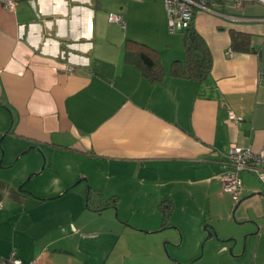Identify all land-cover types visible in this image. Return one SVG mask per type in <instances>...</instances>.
Returning <instances> with one entry per match:
<instances>
[{
    "label": "crops",
    "instance_id": "1",
    "mask_svg": "<svg viewBox=\"0 0 264 264\" xmlns=\"http://www.w3.org/2000/svg\"><path fill=\"white\" fill-rule=\"evenodd\" d=\"M246 2L195 11L193 26L212 55L201 82L170 74L184 59L183 31L169 32L162 0L0 4V260L164 261L162 241L177 242L175 231L152 234L177 226L178 209L198 242L205 223L226 238L258 227L261 240L264 187L241 173L243 202L233 206L218 180L230 143L264 151V10L255 9L264 5L248 10ZM111 13L125 24L109 22ZM231 29L251 35L250 51L229 54ZM128 40L157 51L161 80L126 60ZM231 218L251 225L220 234L218 223L234 227ZM251 246L242 253L229 242L221 256L264 264V245Z\"/></svg>",
    "mask_w": 264,
    "mask_h": 264
},
{
    "label": "built area",
    "instance_id": "2",
    "mask_svg": "<svg viewBox=\"0 0 264 264\" xmlns=\"http://www.w3.org/2000/svg\"><path fill=\"white\" fill-rule=\"evenodd\" d=\"M17 0H0V4L12 9ZM167 13V26L171 32L183 31L193 21L195 11L204 9L214 12L210 7L217 0H162ZM255 3L264 5V0H250ZM217 12V11H216ZM109 22L124 25V18L119 14H109ZM229 54L232 51L228 50ZM72 71V68H68ZM259 78H264V72L259 73ZM229 117L233 121L239 120V117L230 111ZM221 160V172L218 175V180L221 184V190L228 194L234 205L241 199L242 182L240 175L243 172L252 173L257 180L264 185V151L255 152L251 147H243L237 143H230L227 151L223 153ZM30 262L29 264H33ZM0 264H23L22 261L11 255L0 260Z\"/></svg>",
    "mask_w": 264,
    "mask_h": 264
},
{
    "label": "trees",
    "instance_id": "3",
    "mask_svg": "<svg viewBox=\"0 0 264 264\" xmlns=\"http://www.w3.org/2000/svg\"><path fill=\"white\" fill-rule=\"evenodd\" d=\"M192 22L183 30L184 59L174 60L172 62L170 74L174 77L201 82L210 73L212 55L208 44L194 28ZM229 35L230 50L232 52L250 51L251 35L234 29L229 31ZM125 58L128 62L139 66L142 69L143 74L150 80L159 81L165 74V70L160 63L157 51L144 43L128 40V46L125 48ZM97 203L99 202L94 198L91 203H89V206L97 208L95 207V204ZM108 204L109 203L104 202L102 208L108 206ZM170 210V206L161 208L164 222L168 220Z\"/></svg>",
    "mask_w": 264,
    "mask_h": 264
},
{
    "label": "rangeland",
    "instance_id": "4",
    "mask_svg": "<svg viewBox=\"0 0 264 264\" xmlns=\"http://www.w3.org/2000/svg\"><path fill=\"white\" fill-rule=\"evenodd\" d=\"M254 4H255V2L247 0L246 5H248V8L246 7L245 9L253 10L254 6H255ZM255 9L264 10V8H262V7H258ZM169 32L175 33V32H171L170 30H169ZM257 182L259 183V185L261 187H264V185H262L258 180H257ZM241 200H242V198L237 202V205L243 202ZM231 202L234 206V202L232 201V199H231ZM113 209H114V212L112 214L114 217H117L118 216V209H117V207H114ZM109 211H112V210H109ZM121 212H122L123 216H126L127 213L123 212V210L121 211V209H120V213ZM230 217H231V215H230ZM174 221H176V224L178 223L177 226L173 224L174 230L173 229H166L164 232H157V233H154L152 235H155L156 237H160L161 235H165V233L169 234V233H172V231H175L176 236H174V237L175 238L177 237V242L174 243L173 237L171 238L173 241L163 240L162 246H163V251L165 254L164 261H161V260H163V258L158 259V257L156 255H152V256H147L149 258L147 264H251V263L242 262V261L237 262L233 258H230V257L225 258V257L221 256V253H223V249L225 248V246L229 242H233L234 245L240 246L241 251H242V245H243V236L242 235H240V236L233 235L232 237L226 238V237H224V235H219L217 233V237L216 236L210 237L209 239H207L205 241V243L203 244V247H201V244L203 243V240L205 239L207 233H205V237L201 241L198 242V240H195L193 235L186 232L185 229H187L190 226L189 225L190 221H188V219H185L183 221V210H181V209H178V211L175 213ZM231 221L234 224L235 228L228 226L225 223V221L218 223V226H216V227L218 228L220 234H227L229 232H234L235 234H239L240 233L239 228L241 226H243V225L250 226L251 225L247 221L246 222H244V221L236 222V220H234V219H232ZM203 225H206V223ZM207 225L210 227L215 226L212 224H210V225L207 224ZM130 226H132V225L130 224ZM238 230H239V233H238ZM246 230H247V228H246ZM248 237H251V240H248ZM248 237H247V241H246L247 242L246 243L247 249L252 250L251 244L253 245L254 249L258 245L259 246L264 245V236L261 237V240H259L260 238L256 237V234H250ZM232 238H236L237 242H234L232 240ZM229 239H231V240H229ZM164 242H166L167 244L163 245ZM259 242H260V244H259ZM245 249H244V251H246ZM241 255H243V254H241ZM143 260H144V257L142 258V261ZM140 264H142V263H140Z\"/></svg>",
    "mask_w": 264,
    "mask_h": 264
},
{
    "label": "water",
    "instance_id": "5",
    "mask_svg": "<svg viewBox=\"0 0 264 264\" xmlns=\"http://www.w3.org/2000/svg\"><path fill=\"white\" fill-rule=\"evenodd\" d=\"M30 177H31V174L27 176V178L25 179V182L29 181ZM23 184H24V183H22V184H20V185L18 186L19 190H22L21 188H22ZM29 193H31V192H29ZM235 206H237V204H236ZM251 223L255 224L254 222H251ZM255 226H257V225H255ZM204 230H205V232L207 233V236H206V238L204 239L203 243L201 244V247H203V244L205 243V241H206L207 239H209L210 237H214V236L217 237V230H216L214 227H210V226H208V225H205V226H204ZM257 232H258V227H256V230H255L253 233H246V234H243V235H242V236H243L242 253L244 252V249L246 248L247 237H248L250 234H257ZM230 240H231V239H230ZM232 240H233L234 242H237V239H236V238H232Z\"/></svg>",
    "mask_w": 264,
    "mask_h": 264
}]
</instances>
